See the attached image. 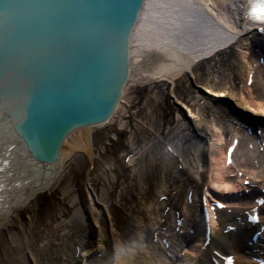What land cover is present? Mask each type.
Returning <instances> with one entry per match:
<instances>
[{"label": "bare ground", "instance_id": "obj_1", "mask_svg": "<svg viewBox=\"0 0 264 264\" xmlns=\"http://www.w3.org/2000/svg\"><path fill=\"white\" fill-rule=\"evenodd\" d=\"M250 2L251 0H146L141 14L129 31V72L118 102L108 120L73 129L61 141L57 160L50 164L32 158V155L2 122L0 125L2 130L0 136V231H5L11 220L18 221L15 229L29 228L31 230L34 225L37 227L32 222L34 215L30 209L38 199L45 201L44 204H46L47 196L56 189L70 193V195H64L63 199L68 201L69 206L71 205L73 214L78 215L75 221L69 220V224H73L77 229H69L68 221L65 220L70 215L62 214L65 220L62 217L58 219L61 235L73 234V236L70 235V239H72V248L75 247V249L69 250L67 245L60 241L63 239L61 236L42 234L35 241L38 246L35 247L31 245L32 241L28 242L27 233H22V237L14 234L16 241L13 240V242L23 244L24 249L18 257L24 264H59L58 261L60 257L62 258L61 253L65 254L64 251L68 250L70 252L74 250L75 258H78L76 260L83 264H167L169 257L165 251L170 248H167V245L170 244L171 251L176 252L177 248L173 247L175 237H167V245L163 244V234L168 231L164 229V225L168 224L173 229L180 227L176 221V211L167 209L168 204L172 206L178 203V195L176 194L172 199L170 195L179 188L175 178L177 170L173 176H169L171 173L169 164L165 165V168L162 167V179L157 184V190L165 188L167 191H153V196L144 202L139 199L143 205L138 210L136 220L132 222L131 227L127 226L128 228L125 229L127 232L115 234L110 231L111 237L106 239L103 238L101 215L107 211L105 209L109 210L110 206L102 205L99 199L100 191L94 189L89 177L87 175L85 177L89 181L85 184L89 191V207L87 208L77 202L79 195L77 192L73 194L75 189L73 190L71 184L70 189L60 186V183L67 178L71 183L73 182L74 169L77 167L74 161L77 154H83L90 160L89 170L94 167L96 159L103 158L101 154L97 155L95 152L94 135L112 122L114 124L120 114L121 122L131 117L134 111L131 112L133 107H130L131 98L128 91L136 86L150 85L154 96L160 94L163 99L170 101L171 107L177 106L174 111V121H170L171 124L162 125L164 135L167 134V128H172V131L176 129L174 122L180 126L178 127L180 132L183 131L187 135L191 131L197 132L198 141H196L199 147L196 150V156L191 157V160L196 162L194 165L192 163L193 167L186 165L184 160L187 159L186 155H183L181 149L179 150V143L173 141L171 135L162 142L163 157L166 160L167 158L174 160L177 164L178 161L181 165L183 163L182 174L179 175L183 184L190 180L188 175L196 177V173L201 174L205 169L210 181L207 183L209 188L207 192L211 194L215 195L220 189L222 192L227 190L232 193L237 192L243 205L251 204L255 195H260L258 194L260 189L256 184L261 185L258 180L264 178V156L255 150V142L257 143L255 137L241 131L240 122L242 117L256 121L264 120V62L260 60V57L264 56V26L250 15ZM257 19L262 22V19ZM185 78L190 85L194 83V88L198 90L193 95L196 101L193 107L191 104L187 105L186 97L179 98L175 93L179 82ZM250 79L253 80L252 83L249 82ZM158 87L162 90L160 93H158ZM143 91L142 88L141 92ZM201 124L209 127L212 136L205 137L195 129V126ZM148 125L145 129L152 133L154 130ZM128 129L126 133H123L127 138L128 132L133 130L132 122ZM115 132L119 135L118 131ZM126 137L123 141L124 143L127 141L125 145L130 148L126 147L128 152L124 155V162H130L128 165L131 166H125L129 169L133 168L130 172L132 174L135 166L138 165L136 157L139 152L136 151L137 146H134L137 144L132 143L133 139L131 138L128 142ZM233 141L237 143V148L231 150L233 162L229 166L226 163L227 150L233 145ZM143 145H146L145 142ZM207 150H209L208 153H206ZM255 160H258V166L260 164L258 168ZM108 161L111 160L107 159L106 163H102L105 170L111 166ZM237 170L249 177L239 176L240 174L236 173ZM66 172L67 177H65ZM245 179H251L254 183L246 185ZM171 185H176L174 190L169 189ZM247 188L252 190V194H246ZM119 189L115 186L114 192ZM141 189L142 186H137L139 194ZM134 197L135 194L131 196V198ZM161 199L162 202L159 201ZM165 199L171 200V203ZM116 201L115 208L125 210L122 209V203ZM184 204L186 215H189L188 200ZM207 207L211 209L210 203ZM115 208L112 210L115 211ZM26 209L30 221L25 220L29 225L23 224L24 216L21 215V212ZM94 210L98 214L97 217H94ZM75 222L81 224L83 229L78 228L79 224ZM94 230L97 231L95 232L97 235H93ZM185 231L183 235L188 236L189 232L187 229ZM153 233L155 235L158 233V238L154 239ZM195 235L196 233L190 234L189 238L192 237L191 240H194ZM88 239L92 240L93 245L87 242ZM147 239L153 245L149 244ZM185 242L190 243V241ZM44 243L48 244L49 250L53 245H57L59 249L57 254L51 252L45 257L46 263L45 260L37 257L38 249H43L41 245ZM218 244L222 247L231 245L230 248L233 251L238 246L233 245V241L229 237H224V234L217 235L215 245ZM8 259L10 264H13L11 259ZM0 263L8 264L3 261Z\"/></svg>", "mask_w": 264, "mask_h": 264}, {"label": "water", "instance_id": "obj_2", "mask_svg": "<svg viewBox=\"0 0 264 264\" xmlns=\"http://www.w3.org/2000/svg\"><path fill=\"white\" fill-rule=\"evenodd\" d=\"M145 2L0 0V103L37 161H56L73 129L110 116Z\"/></svg>", "mask_w": 264, "mask_h": 264}, {"label": "rangeland", "instance_id": "obj_3", "mask_svg": "<svg viewBox=\"0 0 264 264\" xmlns=\"http://www.w3.org/2000/svg\"><path fill=\"white\" fill-rule=\"evenodd\" d=\"M239 84L241 88L242 82L240 81ZM191 86L192 85H190L189 82H187V78H185L184 80L179 82V85L177 86L175 93L179 98L186 97L187 105L191 104V106L193 107L194 103L196 102L194 100L195 98L193 97V95H195L196 91L198 90H196L195 88H193V86L192 87ZM142 88L144 90L143 93L141 92ZM158 89H159L158 93H160L162 90L160 87H158ZM152 92L153 91L150 85L147 86L144 85L143 87L136 86L135 88H131L128 91L131 98L130 107H133L131 109V112L134 111L132 112L131 117H128V120H124V122H121V118H120L121 114H120L119 117H117V120L115 121L114 124L112 122L106 128L99 130L98 134L94 135L95 152L97 155L101 154L103 158H101V160L96 159L94 163V167L90 168L89 170L88 167L89 164L91 163L90 160L87 157H85L83 154H77L78 156L76 157V161H74L77 167L74 169L73 182L71 183L70 179L67 178L68 180L64 179L60 183V186H64V187L66 186L69 189L71 187L70 186L71 184L73 186V190L75 189L73 194L77 192L79 195V198L77 197L78 198L77 202L79 204L82 203L84 207L87 208L89 207V202H88L89 191L88 189H86L85 186L86 182L88 181L85 179V177L86 175L87 177H89L88 179L91 180L90 182L91 184H93L94 189L100 191L99 199L100 202H102V205L108 204L110 206L109 210L105 209L107 211L101 215L102 226H103L102 232L104 239H106V237L107 238L111 237L110 231L115 234H119V233L122 234L124 232H127L125 231V229L131 227L132 222L136 220L135 216L138 210L143 205V203L141 204L139 199H141L142 202H144V200L146 201L147 199H149L150 196L151 197L153 196V191L155 192L159 191L157 190L158 189L157 184L159 182L160 172L163 171L162 167L165 168V165L169 164L170 167L168 168L169 170H171L169 176H173L176 170H177L176 177H180L179 175L182 174L181 172L178 171V164L176 161L175 162L174 160L171 161L169 158H167L166 160L163 157L164 155L162 154L161 149L164 150V146L162 142L167 140L169 138L168 136L171 135L174 139L173 141H176L177 144L179 143L180 146L178 147L179 150L181 149L183 155H186L187 158L184 159L186 165L193 167L192 163L193 165L194 163H196L195 161L193 162L191 160V157L192 155L196 156V150L199 147L197 143L198 141L197 132L191 131L188 133V135L183 131L180 132L179 131L180 128H178L180 126H178V124L174 122L173 125L175 126L176 129H173L172 131V128L171 129L167 128L166 130L167 134L164 135L162 125H168L171 124L170 121L172 122L174 121L173 120L175 118L174 111L177 109V106L171 107L170 101L163 99L160 94L158 96L156 95L154 96ZM226 111L227 110L225 109V112ZM131 122H132L133 130L131 132H128L129 136L127 138L126 136H124L123 133H126L129 130L128 128L130 127ZM146 125L150 126L154 131L150 133L148 129L146 130L145 129L147 128ZM195 129L202 135H205V137L212 136L211 130L209 129L208 126H206V124H201L200 126L197 125L195 126ZM115 131H118L119 135H117ZM112 134L113 136H110ZM125 137L126 139H128V142L131 138L133 139L132 143L137 144L134 146H137L136 151L138 150L137 152H139L136 157L138 159L136 161L138 165L135 166L134 173L132 174L130 172L133 171V168L129 169L126 167V166L128 167L131 166L128 165V163L130 162L129 161L124 162V155L126 154V152H128L127 150L130 148V146L125 145L127 141L126 143H124L123 141L124 140L123 138ZM143 142H145L146 145H143ZM126 147H128V149H126ZM98 148H100V150ZM130 150L133 151V145ZM208 151L209 150H207L206 153H208ZM106 158L108 160L109 159L111 160L108 161L111 164L108 170H105L103 166V164L106 163L107 161ZM194 171H196V169H194ZM65 174H66L65 177H67V172ZM195 175L199 178V181L204 182L205 179L209 180V174L205 171V169H203V172L201 174L196 173ZM200 176L202 177L201 179ZM139 185L142 186L143 189V190L141 189L140 194L137 190V186L139 187ZM115 186L120 188L116 192H114ZM185 193H186V188H182L180 194L185 195ZM66 194L70 195V193L66 191L64 192L63 190L56 189L52 193H50V195L47 196L48 201L46 202V204H44L45 201L43 202L41 199H38L35 202V205L31 207L30 211L34 215L32 222H34V224H36L37 227L34 225L31 230L29 228L26 229L23 228L24 230L21 228L15 229V227H17L16 224H18V221L15 222V220H11L10 225L6 227L5 231H0V262L3 261L10 264V261L8 259L10 258L13 264L22 263V260H20L19 259L20 257L18 256H20V253L24 249V247L23 244H20L19 241H18L19 243L13 242V240L16 241V239L14 238V234H16V236L22 237L21 235L22 233H27L26 237L28 239V242L32 241L31 245L35 247H38L36 246L35 241H37L38 236H42V234L46 233L53 235L55 237L61 236V238L63 239L60 241L61 242L63 241L62 243H65L68 249H73L71 244L72 239H70V235L73 236V234L64 233L63 235H61L58 226L59 223L58 219L61 217L63 218L62 214L70 215L69 218L66 220L63 218L65 221H68L67 225L70 223V221L71 222L73 220L75 221L76 219L75 217L78 216V215L76 216V214L75 215L73 214V208L71 207V205L69 206L68 201H65L63 199L64 195ZM134 194L135 197L131 198V196ZM116 200L122 203L123 206L122 209H125L127 211L115 208L114 202ZM99 207H101V205ZM114 208L115 211L112 210ZM27 211L28 210L26 209V211L21 212V215L24 216L23 224L29 225V223L26 222V220L29 219V214L26 213ZM97 215H98L97 212L94 210V217L95 216L97 217ZM75 223L79 224L77 222ZM75 228L77 229V227H75L73 224L71 225L69 224L70 230ZM78 228L83 229L81 224H79ZM95 232L97 231L94 230L93 235H97V233ZM60 241H58V243ZM91 241L92 240H89L90 244L92 243ZM47 245H48L47 243H44V245H41V248L43 249L40 248L38 249L39 251L37 257L40 260H46L45 257L50 255L51 252H53V254H57V251L59 250L57 245H53L51 250L47 249L48 248Z\"/></svg>", "mask_w": 264, "mask_h": 264}, {"label": "snow or ice", "instance_id": "obj_4", "mask_svg": "<svg viewBox=\"0 0 264 264\" xmlns=\"http://www.w3.org/2000/svg\"><path fill=\"white\" fill-rule=\"evenodd\" d=\"M228 162L231 163V158H229V161H228ZM219 207H224V205L221 204V205H219ZM228 259H229V264H231V260H232V258L229 257Z\"/></svg>", "mask_w": 264, "mask_h": 264}]
</instances>
